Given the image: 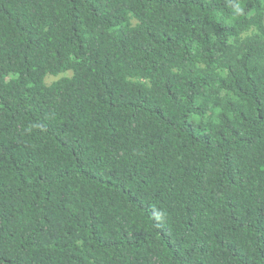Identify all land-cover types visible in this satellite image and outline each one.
I'll use <instances>...</instances> for the list:
<instances>
[{
    "label": "trees",
    "instance_id": "trees-1",
    "mask_svg": "<svg viewBox=\"0 0 264 264\" xmlns=\"http://www.w3.org/2000/svg\"><path fill=\"white\" fill-rule=\"evenodd\" d=\"M0 264H264V0H0Z\"/></svg>",
    "mask_w": 264,
    "mask_h": 264
}]
</instances>
